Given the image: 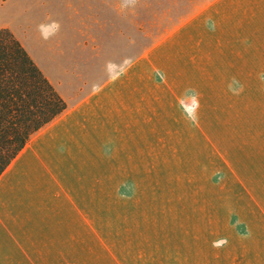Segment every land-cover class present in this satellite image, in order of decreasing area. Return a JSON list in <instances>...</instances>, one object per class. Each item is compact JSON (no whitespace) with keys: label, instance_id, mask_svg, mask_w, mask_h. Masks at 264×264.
I'll return each mask as SVG.
<instances>
[{"label":"crops","instance_id":"0c3cea01","mask_svg":"<svg viewBox=\"0 0 264 264\" xmlns=\"http://www.w3.org/2000/svg\"><path fill=\"white\" fill-rule=\"evenodd\" d=\"M119 7L123 0H0V29L67 103L0 175V264L70 263L71 247L102 228L88 216L128 187L134 162H184V152L200 151L216 85L228 100L234 82L237 95L264 85V0H192L137 57L96 84L80 83L65 40L88 23L101 37Z\"/></svg>","mask_w":264,"mask_h":264},{"label":"rangeland","instance_id":"374dc122","mask_svg":"<svg viewBox=\"0 0 264 264\" xmlns=\"http://www.w3.org/2000/svg\"><path fill=\"white\" fill-rule=\"evenodd\" d=\"M191 1L136 0L134 15L119 7L118 21L103 23L99 38L88 23L65 40L68 69L80 83L100 82L151 45ZM221 89L215 86V118L200 151L184 152V162H134L128 187L88 216L102 228L86 231L88 244L71 247L68 264H264V85L237 95L234 82L230 100ZM25 264L37 263L32 257Z\"/></svg>","mask_w":264,"mask_h":264},{"label":"trees","instance_id":"16d2710c","mask_svg":"<svg viewBox=\"0 0 264 264\" xmlns=\"http://www.w3.org/2000/svg\"><path fill=\"white\" fill-rule=\"evenodd\" d=\"M67 103L23 45L0 29V175Z\"/></svg>","mask_w":264,"mask_h":264},{"label":"clouds","instance_id":"9594fccd","mask_svg":"<svg viewBox=\"0 0 264 264\" xmlns=\"http://www.w3.org/2000/svg\"><path fill=\"white\" fill-rule=\"evenodd\" d=\"M136 0H123V7L127 8L128 6H134Z\"/></svg>","mask_w":264,"mask_h":264}]
</instances>
